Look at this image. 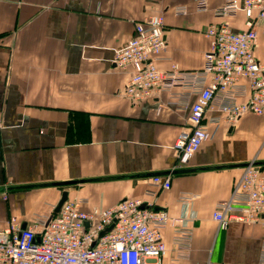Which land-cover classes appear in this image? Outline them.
I'll return each mask as SVG.
<instances>
[{
	"label": "crops",
	"instance_id": "0c3cea01",
	"mask_svg": "<svg viewBox=\"0 0 264 264\" xmlns=\"http://www.w3.org/2000/svg\"><path fill=\"white\" fill-rule=\"evenodd\" d=\"M208 2L210 10L198 12L196 0H0V230L12 217L25 227L49 218L66 190L87 200L85 210L143 200L186 219L163 231L166 264L259 261L264 225L231 222L220 230L213 213L231 197L241 165L262 163L264 175V116L224 122L192 158L195 171L171 175V189L161 190L151 174L173 171L189 111L161 107L169 94L134 106L123 96L133 69L114 63L136 24L162 14L166 50L158 68L200 70L205 32L225 0ZM178 7L188 14L176 16ZM229 21L245 29L244 14ZM257 56L264 61L262 34ZM70 180L88 183L41 187Z\"/></svg>",
	"mask_w": 264,
	"mask_h": 264
},
{
	"label": "built area",
	"instance_id": "2783aa9c",
	"mask_svg": "<svg viewBox=\"0 0 264 264\" xmlns=\"http://www.w3.org/2000/svg\"><path fill=\"white\" fill-rule=\"evenodd\" d=\"M196 10L208 12V0H196ZM240 13L245 29L236 31L229 20ZM174 14L186 16L188 10L178 7ZM214 16L219 22L205 32L209 50L198 71L183 72L177 65L170 71L158 68L166 50L162 14L136 24L133 37L115 55L118 69H133L123 96L134 106L169 94L170 103L161 107L189 111L188 128L173 146V171L188 169L224 122L234 126L244 115L264 116V61L257 56L259 35H264V0H225ZM3 126L0 119V154ZM153 183L168 191L171 175L156 176ZM86 204L84 198H68L59 214L25 228L12 217L0 230V264H166L163 231L187 221L175 220L143 200L125 199L114 207L92 210H85ZM213 219L220 230H227L231 222L264 225V175L256 161L244 167L231 197L217 204ZM255 264H264V240Z\"/></svg>",
	"mask_w": 264,
	"mask_h": 264
},
{
	"label": "water",
	"instance_id": "95a60500",
	"mask_svg": "<svg viewBox=\"0 0 264 264\" xmlns=\"http://www.w3.org/2000/svg\"><path fill=\"white\" fill-rule=\"evenodd\" d=\"M258 165H262V163H258ZM264 164V162H263ZM247 164L241 165V167H245ZM195 170H191V169H184V170H176V171H169V172H163V173H154L151 174V176L156 177V176H162V175H174V174H184V173H190V172H194ZM88 183V180H70V181H65V182H55V183H51V184H44L41 187H63V188H69L72 186H77V185H81V184H85ZM69 198V192L68 191H64L61 199L58 203V205L56 206L55 210H54V215H57L60 213L63 205L65 204V202L68 200ZM23 228H25V226H23ZM110 229H108V231H110Z\"/></svg>",
	"mask_w": 264,
	"mask_h": 264
},
{
	"label": "rangeland",
	"instance_id": "374dc122",
	"mask_svg": "<svg viewBox=\"0 0 264 264\" xmlns=\"http://www.w3.org/2000/svg\"><path fill=\"white\" fill-rule=\"evenodd\" d=\"M255 118H260V117H255ZM261 149H262V147L260 146V147H259V152L261 151Z\"/></svg>",
	"mask_w": 264,
	"mask_h": 264
}]
</instances>
